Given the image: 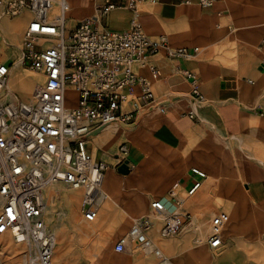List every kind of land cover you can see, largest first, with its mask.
Here are the masks:
<instances>
[{"label":"built area","instance_id":"2783aa9c","mask_svg":"<svg viewBox=\"0 0 264 264\" xmlns=\"http://www.w3.org/2000/svg\"><path fill=\"white\" fill-rule=\"evenodd\" d=\"M139 1L102 0L99 17L78 20L69 28L66 0H0V7L8 16L25 12L31 15L21 44L22 64L45 76L33 101L23 100L16 92L15 97L10 96L7 84L12 63L3 59L0 49V235L11 233L24 246L23 261L0 264H52L57 235L44 220V184L48 180L59 179L84 190L82 214L88 222L97 218L105 165L102 160L93 159L86 141L106 124L132 122L139 110L137 106L154 100L147 78L131 65H143L162 50L170 57L193 56L198 51L197 47L172 48L166 36L148 35L139 21ZM199 3L209 8L214 0ZM118 7L132 11L127 29L114 30L103 22ZM151 73L158 77V66H151ZM185 73L193 79V94L202 100L196 74L190 70ZM140 84L142 94L136 95L127 108L128 95ZM70 90L76 95L74 105L67 108L72 100L68 97ZM127 155L128 146L120 144L117 157L123 160ZM191 172L197 180L189 195L206 178V173L198 168ZM166 202L153 200L150 213L134 220L127 235L117 241L115 251L123 253L129 242L143 249L151 247L154 242L146 231L151 218L163 215ZM169 203L181 211L175 207L162 217V238L179 233L192 220V214L182 208L181 202L174 198ZM230 219L226 211L213 216L207 240L210 248L225 244L223 231Z\"/></svg>","mask_w":264,"mask_h":264},{"label":"rangeland","instance_id":"374dc122","mask_svg":"<svg viewBox=\"0 0 264 264\" xmlns=\"http://www.w3.org/2000/svg\"><path fill=\"white\" fill-rule=\"evenodd\" d=\"M149 1H151L153 9L158 4L156 0ZM101 2L102 0L99 3ZM227 2L231 6L236 5L252 11L259 10L264 14V0H227ZM212 9V7L205 9L204 16L210 15L209 13L212 14ZM94 13L99 15L97 11H94ZM19 17L20 15H6L0 7V49L3 53L2 46L7 47L8 55L6 57L8 61L12 63L13 68L18 67L21 72L13 76L11 88L17 93L18 97L24 100L31 91L33 79H37L39 76L31 70L25 72L23 67L28 66L21 64L20 61L21 44L26 27H24V31L19 37L14 38L11 35L10 27L18 21ZM232 23L233 21L231 22L222 13L216 16L212 14V16L205 18V22L197 27L189 26V22L186 20L180 21L176 29L184 30L182 33L184 36L182 35L181 37L192 36L195 40L187 42L172 41V46L200 48L199 51L194 53V56H197L191 58L192 64L190 66L195 74L199 72L198 62L202 65V71L205 70L204 72L209 74L220 71V66L226 69H235L238 71L239 76H246L254 80L256 85L262 87L263 91L260 97L264 98V79L258 80L250 74H259L264 78V48L253 46L249 39V32L237 28L244 26L243 24H236L235 28H233ZM73 24V21H70L68 27L71 28ZM166 29L169 32L171 31V27H166ZM146 33L152 34V32L148 31ZM163 33H166L164 29L158 31V34ZM261 36H264V31L259 36L256 45H258ZM259 45L264 46V41ZM261 62L263 70L258 73L257 67ZM153 65L158 66L160 69V76L154 77L151 73V66ZM136 67V72L147 78L155 95H157L155 85L161 77L167 76L174 69L172 61L166 58L164 52L155 58L146 60L143 65L138 64ZM24 73H26V76ZM135 90V96L142 94L141 84ZM244 95L249 97L252 96V93L246 92ZM27 98L29 99V97ZM150 102L151 100L142 103L141 106H147L141 110V106H137L139 108L138 114L132 122L114 123L118 125L122 135L138 130L142 138L147 142L156 136L166 137L163 135V131L159 132L153 125L152 121L154 120L148 122L141 116L140 112L144 109L156 111L154 117H157L159 123L166 128V123L161 119L165 114L160 111V101ZM193 105V108H197L198 110L196 111L204 115L205 119H203L201 126L189 129L180 135L181 145L179 147L180 152L193 156V159L188 161L186 165L181 166L176 175L161 187L154 186L150 179H139L137 181L132 179L131 173L139 164L135 152L137 148H134L131 142H124L128 146V155L123 160L114 161L112 168L116 171V174L124 176V185L121 191L116 192V198L120 204L126 206L130 216L114 205L109 215H102V234H96L95 225L86 222L79 212L82 201L81 191L71 190L63 184L66 194L75 193L79 198L77 216L75 209L67 208L70 207V203L67 202L66 206L63 202H60L61 197H64L61 193L63 189L60 188L62 186H59L60 189L57 188L58 186L51 188V190L55 189L58 193L54 198V202L50 198L48 189H46L45 194L48 201L46 218L48 224L56 231L59 237V247L57 246L58 250H56L57 253L53 264H164L165 262L171 264H264V202L255 205L250 198L245 197L244 193L246 191L243 183L246 178L244 170L246 164L261 166L264 169V116H255L251 119L250 125L255 129L250 136L241 134L229 137L226 140L225 127L210 100L206 98L200 105L197 102L193 103ZM126 107L129 108L128 103H126ZM175 112L177 114L181 113L180 110H175ZM106 126L107 124L99 128L97 132L99 130L102 131ZM95 135L96 132L88 140ZM120 143L116 142L112 151L111 149H106V151L113 153L116 150L118 152ZM90 144L88 146L89 151L92 148ZM161 149L166 152L170 151L165 143L161 144ZM104 150V147L100 148L101 153ZM199 155H206L211 159L215 167V172L212 174L214 175L213 177L210 164L195 158ZM101 159L102 157L99 156L98 160L100 161ZM102 161L104 162V160ZM123 165H127L129 168L125 174L120 171ZM192 167L200 168L207 174L197 192L191 195L184 194L186 202L182 204V208L185 207L192 214V220L187 222L179 233L168 237V239L159 235L162 220L157 221L151 218L152 224L146 231L155 243L157 250L160 249L163 255H156L154 250L147 252V250L137 247L135 242L128 244L123 253H117L115 245L121 237L128 233L134 222L133 219L149 214L153 200H159L164 197L171 198L172 193L181 195V189L173 183L183 173L190 171ZM258 171L261 172L259 176V179H261L263 173L259 167ZM104 173H106V168H104ZM128 181L130 183L125 184ZM143 199L144 204L142 202ZM235 202L237 203L236 205L242 206L244 210L245 216L243 220L237 219L234 214L235 209L232 204H235ZM128 204H134L135 207L129 208ZM259 207L260 209H258ZM226 208L233 211V214L231 216V224L226 227L224 248L222 250L210 249L207 245L208 238L204 242L196 241L195 222L199 218L206 216L211 225L210 221L213 216L221 211L227 212ZM62 209L67 212L65 216L60 217ZM121 224H124L122 231L120 230ZM230 228L233 229V238L229 237ZM245 232L251 233L253 238L247 240L244 235ZM210 233L211 226H209L205 237ZM9 236L10 234L0 235V239H3L0 240V263L14 262L19 257L21 258L19 255H17L18 257L14 255V250H22V247L14 245Z\"/></svg>","mask_w":264,"mask_h":264},{"label":"crops","instance_id":"0c3cea01","mask_svg":"<svg viewBox=\"0 0 264 264\" xmlns=\"http://www.w3.org/2000/svg\"><path fill=\"white\" fill-rule=\"evenodd\" d=\"M68 1L71 5V8L67 16L70 17L73 23L77 22L78 20L88 18V16H94V11L98 12L102 3H99L100 0ZM157 1L158 4L155 6L154 9L152 6L142 7V12H140L139 21L143 25L145 32H152V34L148 35L152 37L160 35L166 36L168 39V44L172 48H181L179 46H172V41L187 42L195 40V38L192 36H187L184 38L181 37L183 35L182 33L184 30L176 29L180 21L186 20L189 22V26L197 27L201 23L205 22V18L212 16V14L216 16L219 13L225 14L231 22L233 21V28H235L236 24H243L244 26L237 28L249 32V39L253 46L259 48V44L262 42L261 39L263 36H261L258 45H256L259 36L264 31V14L262 11H252L248 9H243L236 5L231 6L228 4L227 0H214V4L212 6V14L209 13L210 15L204 16V10L207 8L202 7L199 3V0ZM132 15L133 14L131 10L118 7L114 9L108 17L104 18L103 22L111 29L124 30L129 27ZM28 16L29 15H21L18 18V21H16L17 24L19 23L22 25L20 27V30L22 31H24V27H27L28 25ZM166 27H171V31L169 32ZM161 29H164L166 33L158 34V31ZM185 47L189 48L190 50H193L195 48H191L189 46ZM5 49L7 50V47L2 46V51H4ZM162 52H164L167 59L172 61V66L174 69L167 76L161 77L159 82L155 85L157 95L154 94V100L152 101V103L160 101V108H163L165 110V116L161 119L166 123L167 129L159 123L157 117H154V113L156 111H149L145 109L143 112H141V116L148 122L154 120L152 121L153 125L157 128V130H159V132L163 131V135L168 138L156 136L155 138H152L147 142L142 138L141 133L138 130L131 131L125 135H122L120 128L116 124H111L105 127L102 131H100L93 137L94 157L98 158L99 156H101L103 159L107 160L111 164H114L115 161L112 155L113 153L110 151H106V149H111L112 151V148L114 147L116 142H131L133 147L137 148L135 152L136 157L139 160L137 168L131 173V175L133 176L132 179L134 181H137L139 179H150V181L156 187H161L165 183H168L176 175L181 166L186 165L188 161L193 159V156L188 154L186 155L180 152L179 150V147L181 145L180 135L189 129L201 126L203 119H205L204 115L196 111L198 110L197 108H193V103L197 102V104L200 105L201 101H203L204 98H208L210 100L211 104L214 106V109L219 115V119L225 127L224 133L226 134V140L229 137H235L241 134L245 136H247L248 134V136H250L252 133H254L255 129L250 125L251 119L255 116H264V98L260 97L263 90L262 87L256 85L254 80L243 75L239 76L238 71L235 69H226L221 66L219 68L220 71L218 72L212 74H209L207 72L205 73V70L202 71V65L200 64V62H198L199 72H196V84L198 85V88L203 95V99L200 100L193 94L194 84L192 81V77H188L185 73L186 70L193 71L190 66L192 64L191 58L197 55L170 57L165 50H162L158 54L153 56V58L159 56ZM257 70L258 73L263 70L262 62L258 65ZM24 71L26 72V70ZM24 74L26 76V73ZM250 74L258 80L264 79L259 74ZM12 79L13 77H11V82ZM37 80H39V82L42 81V79L39 77H37ZM35 88L36 82L35 79H33V83H31V91L27 96L29 97V99L32 93L35 91ZM246 92L252 93V96L246 97L244 95ZM27 97H24V100H29ZM175 110H180L181 113L177 114ZM176 132H178V134H176ZM98 135H100V137L96 138ZM164 143L168 145L170 150L169 152L163 151L161 149V144ZM101 147L105 148L102 153L100 151ZM195 158L199 159L202 162H208L211 166V175L214 174L215 167L212 164L210 158H208L206 155H199ZM258 167L263 173V177L261 179H259L261 172L258 171ZM244 170L246 176L245 181L243 182L245 184L246 191V193H244L245 197L250 198L255 205L260 202H264V169L261 166H253L246 164ZM213 176L214 175H212V177ZM123 177L124 176L122 175L116 174V171L112 168H109L106 173L105 188L108 194L110 195L111 200L108 201L106 204L104 203V207L102 206V208L100 209L99 217L95 222H88L90 224L95 225L94 227L96 230V234L103 233V225L101 223L102 215H109L110 210L114 205L117 206L123 213L130 216V213L127 210L126 206L120 204L116 198V192L121 191L124 185ZM196 180L197 177L190 170L187 173H183L176 181H178V185L183 190L188 192L194 187ZM175 182L173 184H175ZM128 183H130V181L125 184ZM57 186L58 185L53 186L51 188H56ZM51 188L48 190L50 198ZM62 189L63 191H61V193L62 196H64L66 190L65 188H63V186ZM56 194L58 193L56 192ZM167 199L169 202H171L172 200L174 201V198L172 197ZM142 202L144 204V199ZM77 204L78 202H74L73 208H67L75 209L78 216ZM236 204V202L235 204H232L235 209L234 214L237 219L239 218L240 220H243L245 216L244 210L242 206ZM128 207L134 208L135 206L134 204H128ZM184 209L187 211L185 207ZM226 209L227 212L229 211L228 213L231 217L233 211H230V209L228 208ZM258 209H260V207ZM210 222H212V219ZM230 222L229 224H231ZM209 226L211 225L206 219V216L199 218L195 222L194 228L196 231V241H206V239L210 236L209 234L207 237H205L209 230ZM226 227L223 234L224 239H226ZM123 229L124 224H121L120 230L122 231ZM228 233L230 238L234 237L233 229L230 228V231ZM244 235L247 240L253 238V235L249 232H245ZM208 247L210 248L209 245ZM195 249L200 250L199 248ZM56 253L57 252H55V254ZM164 264L171 263L165 262Z\"/></svg>","mask_w":264,"mask_h":264},{"label":"bare ground","instance_id":"6f19581e","mask_svg":"<svg viewBox=\"0 0 264 264\" xmlns=\"http://www.w3.org/2000/svg\"><path fill=\"white\" fill-rule=\"evenodd\" d=\"M67 1V4H68V11H67V13L65 14V16H66V18H67V24H68V26H69V22L71 21V19H70V17H68L67 16V14H68V12L70 11V8H71V5H70V3H69V1L68 0H66ZM157 1V0H156ZM151 1H149V0H141V1H139V3H138V9H139V11L140 12H142V7L143 6H146V7H151V6H153L151 3H150ZM22 15H29L28 16V22H29V20L31 19V15L29 14V13H27V12H25V13H22ZM20 16H21V14H20ZM94 16H98L99 17V15H94ZM94 16H91V17H94ZM76 24V22L73 24V25H71V27H73L74 25ZM22 25L21 24H17V23H14V24H12L11 25V27H10V31H11V35H12V37H14V38H17V37H19L21 34H22V30H20V27H21ZM2 36H4V35H2ZM261 41H264V36L262 37V39H261ZM15 44V43H14ZM259 47L260 48H264V46H260L259 45ZM198 48V47H197ZM198 51H199V48H198ZM8 50H4L3 51V53H4V55H3V59H7V55H8ZM21 61V64H22V59L20 60ZM264 62V61H263ZM137 65H131V67L133 68V69H136L137 67H136ZM25 68V70L26 71H32V72H34L35 74H37V76H39V77H41L43 80L42 81H40L39 82V80H37V79H35V82H36V88H35V91L32 93V95H31V97H30V99L29 100H25V101H29V102H31V101H33V97H34V95L36 94V92L38 91V90H40V88L43 86V84H44V81H45V76L41 73V72H39V71H37V70H34V69H32V68H30V67H24ZM21 73L19 70H18V67H12L11 68V71H10V78H9V82H8V84H7V87H8V89H9V94H10V96H12V97H15L14 95H15V92L12 90V88H11V77H13L16 73ZM190 83V82H189ZM183 86V85H182ZM136 88H134L133 90H134V92L132 93V94H130V95H128V97H127V103H130L131 101H133V99H135L136 98V96H135V93H136V90H135ZM177 92V91H176ZM75 92L73 91V90H70L69 91V93H68V97H69V99H72L71 101H70V103L67 105V108H70V107H72V105H74V99H73V97H75ZM206 100V98H204V100L203 101H205ZM202 102V101H201ZM150 103H152V102H150ZM149 103V104H150ZM139 106H141V105H139ZM145 106H147V105H145ZM145 106H141L140 107V110L143 108V107H145ZM145 110V109H144ZM144 110H142L141 112H143ZM160 110L162 111V109L160 108ZM140 112V113H141ZM114 123H116V122H113V123H109V124H107V126H109V125H111V124H114ZM106 126V127H107ZM99 132H100V130H99ZM99 132H96V134L97 133H99ZM100 137V135H98L96 138H99ZM91 143V144H90ZM89 144L90 145H92V148H91V151H90V153H91V155H92V157H93V159H95L96 161H98V158H95L94 157V155H93V152H94V144H93V138L92 139H90V140H88V141H86V146H89ZM121 144V143H120ZM119 144V145H120ZM118 145V146H119ZM85 146V147H86ZM113 157H114V160L115 161H119V158L117 157V151L115 150V152H113ZM116 155V156H115ZM101 160H104V165H105V168H106V173H107V171H108V169L109 168H112V165L113 164H111L110 162H108L107 160H105V159H101ZM113 169V168H112ZM199 169V168H198ZM201 170V169H200ZM203 171V170H202ZM204 172V171H203ZM106 173H104V176H103V179H102V182H101V185H100V191H99V195H98V200H97V218L93 221V222H95L97 219H98V217H99V212H100V209L102 208V206L104 205V203L106 204L108 201H110L111 200V198H110V195L108 194V192L106 191V188H105V184H106V182H105V178H106ZM206 177H207V174H206ZM65 186H67L68 188H70L71 190H77V191H81L82 192V199H83V193H84V190H82L81 188H79V189H77V188H73V187H70V186H68L64 181H62V180H59V179H57V180H48L45 184H44V198H45V203H46V209H45V213H44V220L46 221V223L48 224V220H47V218H46V212H47V210H48V201L46 200V194H45V192H46V189H50L51 187H53V186H56V185H58V189H60V188H62V187H60L59 188V186H63V188H65L64 187V185ZM203 184V182L201 183V185ZM200 185V186H201ZM174 186V185H173ZM175 186L176 187H179L180 189H181V191H182V194L180 195H177V194H173L174 195V197H172V198H175L176 200H178L179 202H181L182 204H184L185 202H186V196H184V194H188V192L187 191H185V190H183L179 185H178V181H176L175 182ZM200 186L196 189V190H198L199 188H200ZM173 188V187H172ZM171 188V189H172ZM195 190V191H196ZM169 191H171V190H169ZM197 192V191H196ZM56 194V190L55 189H52L51 190V199H52V201L54 202V198H55V195ZM189 195V194H188ZM62 198H64V199H62ZM61 201L60 202H63L64 204H66L67 205V202L68 203H70V207L71 208H73L74 207V202H78V200H79V198H78V196L74 193V194H66L65 193V195H64V197H61V199H60ZM161 200H166L167 202H166V209H165V211H164V213H163V215H159V216H155V217H153V219H155V220H162V217L164 216V215H168L170 212H171V210L172 209H174L175 207V210L176 211H179L180 210V208L179 207H177V206H175V205H170L169 204V201H168V199L166 198V197H164V198H162ZM2 200H0V210H1V206H2ZM81 203H82V201H81ZM104 207V206H103ZM66 212L67 211H65L64 209H62V211L60 212L61 214L59 215L60 217H62V216H65L66 215ZM80 213H81V216L83 217V219L86 221V222H88L86 219H85V217L83 216V214H82V209H81V206H80ZM135 220V219H134ZM133 220V221H134ZM231 220V219H230ZM133 224V223H132ZM229 224V223H228ZM227 224V225H228ZM49 225V224H48ZM226 225V226H227ZM50 226V225H49ZM225 226V227H226ZM225 227H224V230H225ZM53 229V228H52ZM54 230V229H53ZM55 231V230H54ZM211 231H212V223H211ZM56 232V231H55ZM129 232V231H128ZM5 234H10V236L9 237H11V239H12V241H13V243H14V245H19L20 247H22V250H19V249H17V250H14V255L16 256V257H18L17 255H19V256H21V258L19 257V259H17V260H14V262H18V261H23L24 260V254H23V252H24V246L22 245V244H20L19 242H17L14 238H13V235L11 234V233H5ZM223 234H224V231H223ZM3 235V234H2ZM56 235H57V233H56ZM127 235V234H126ZM125 235V236H126ZM210 235H211V233H210ZM224 236V235H223ZM124 237V236H123ZM210 237V236H209ZM208 237V238H209ZM122 238V237H121ZM168 239V238H167ZM0 240H3V239H0ZM9 240H10V238H9ZM130 243H132V242H129L128 244H130ZM57 244H58V236H57ZM127 244V245H128ZM224 247V245L222 246V247H220V248H218V249H215V250H220V249H222ZM56 249H57V246H56V248H55V251H54V254H55V252H56ZM143 249V248H142ZM144 250H147V252H149V251H152V250H154L155 251V254L156 255H158V256H162L163 255V253H162V251L160 250V249H158L157 250V248H156V245H155V243L151 246V247H149V248H147V249H144ZM158 251V252H157ZM53 259H54V255H53V258H52V264H53Z\"/></svg>","mask_w":264,"mask_h":264},{"label":"water","instance_id":"95a60500","mask_svg":"<svg viewBox=\"0 0 264 264\" xmlns=\"http://www.w3.org/2000/svg\"><path fill=\"white\" fill-rule=\"evenodd\" d=\"M129 170V168L127 167V165H123L120 169L121 172H123L124 174L127 173Z\"/></svg>","mask_w":264,"mask_h":264}]
</instances>
